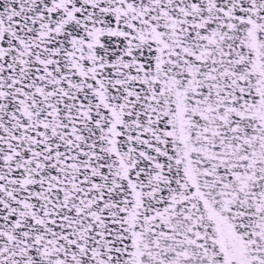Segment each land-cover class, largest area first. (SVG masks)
Returning <instances> with one entry per match:
<instances>
[{
    "label": "snow or ice",
    "instance_id": "6c2138e0",
    "mask_svg": "<svg viewBox=\"0 0 264 264\" xmlns=\"http://www.w3.org/2000/svg\"><path fill=\"white\" fill-rule=\"evenodd\" d=\"M0 264H264V0H0Z\"/></svg>",
    "mask_w": 264,
    "mask_h": 264
}]
</instances>
